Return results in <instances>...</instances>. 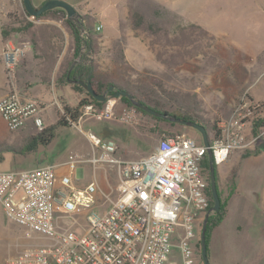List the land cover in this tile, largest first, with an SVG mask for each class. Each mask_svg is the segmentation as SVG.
I'll list each match as a JSON object with an SVG mask.
<instances>
[{
    "label": "built area",
    "instance_id": "2783aa9c",
    "mask_svg": "<svg viewBox=\"0 0 264 264\" xmlns=\"http://www.w3.org/2000/svg\"><path fill=\"white\" fill-rule=\"evenodd\" d=\"M29 50L28 42L0 39L7 88L0 98V119L10 132L28 121L36 132L45 128L46 105L23 95L16 84V68ZM116 106L112 97L100 109L88 104L78 124L87 118H114ZM119 110L121 121H134V109ZM260 110V101L243 94L230 115L219 121L220 136L209 144L214 165L226 163L235 152L257 148L264 130L253 135L251 121ZM86 138L92 150L87 158L70 152L57 166L0 172V211L23 228L25 237L39 240L9 258V264H196L195 233L209 207L199 165L207 155L202 142L185 134L163 135L152 154L130 160L117 156L111 139L92 132ZM84 162L93 173L102 164L115 173L114 202L106 177L108 193L95 180L77 185Z\"/></svg>",
    "mask_w": 264,
    "mask_h": 264
},
{
    "label": "rangeland",
    "instance_id": "374dc122",
    "mask_svg": "<svg viewBox=\"0 0 264 264\" xmlns=\"http://www.w3.org/2000/svg\"><path fill=\"white\" fill-rule=\"evenodd\" d=\"M162 4L170 5V7H174L173 10L177 11L183 8V12L187 11L186 16L190 25H196V23H191L195 20L212 22L214 19L222 22H247L251 25L264 23V0H183L182 5L175 4V6H172V3H159L161 6L155 12L153 9L142 8L144 12L150 14L153 32L157 34L156 40L160 39L158 36L163 35L168 22H172L176 18L180 19V15L171 10H161ZM221 10L223 11L220 12ZM98 24L95 23V26ZM88 25L92 31V22H88ZM203 29L208 31L207 36L211 38L209 40L208 37L201 36V46L204 47L203 54H198L194 58V49H191L187 43V53L193 58H188L184 66L172 71L171 74L165 72L164 69L138 73L128 65L132 76L144 80L150 78L162 80L165 86L171 90L195 94L202 100L207 118L218 121V123L237 105L243 94L264 103V39L262 42L258 41L251 45V41L247 40V36L244 35L247 30L221 28L220 36L213 37L212 28ZM128 30L127 25H124L123 31L127 33ZM254 31L256 30H249L247 33ZM95 33L98 34H94L93 41L90 42L91 39L87 41V45H92L95 51L94 54L89 55L90 59L88 60L96 66V76L103 78L116 73L127 62L125 57L118 52L114 38L111 39V48L108 49L99 45L101 33L96 31ZM228 33L230 36L227 35ZM151 38H153L152 35H150L149 43L154 42ZM16 41L19 42V39ZM127 41L131 40L127 39ZM129 42L126 45H129ZM144 42H148L147 35H145ZM155 42L163 45L164 38L161 37L160 41ZM88 50L87 47L85 54H88ZM176 86L183 87V90ZM53 97L52 93V96L45 101L36 98L37 101L46 105L43 118L48 116V125L56 123L60 111L55 104L53 105ZM73 97L74 95L66 97V101H74ZM73 103L75 104V102ZM121 107L130 109L117 101L114 118L101 121L87 118L89 120L87 123L58 128L51 143L40 147L34 160L28 158L29 160L27 159L25 162L12 164L7 160L10 154L8 153L5 161L0 163V172L13 169L22 170L23 166H31L30 164L34 162L36 166L43 164L57 166L66 159L70 152L89 157L92 155L86 138V133L89 132L114 138L118 145V157L122 159L136 160L150 155L151 150L161 137L150 129L158 125V122L138 111H135L132 123L121 121L120 113L122 111L119 110ZM103 125H107L108 128L100 130ZM166 128L172 130L169 126ZM181 132L191 137L196 143L201 142V135L196 130L184 128L181 129ZM8 136L0 134V146H9V143L6 142ZM262 143L264 145V137ZM259 145L258 143L257 148ZM259 150L257 154L248 157H244L243 152H235L226 163L216 167L219 190L221 197L227 200L228 213L209 235L208 261L210 264H264V152L261 147ZM102 165L94 171L95 174L92 167H90V172L87 168L83 180L94 176L102 191L108 193L110 189L106 184V177L113 189L109 199L114 202L117 186V180L114 178L115 173L109 167L105 165L102 167ZM233 171H236L237 175L232 182L229 179ZM203 220L204 218L198 225L196 236L202 233ZM174 241L177 243L178 239ZM176 251V249L172 251L171 258H175ZM196 264H203V262L196 258Z\"/></svg>",
    "mask_w": 264,
    "mask_h": 264
},
{
    "label": "trees",
    "instance_id": "16d2710c",
    "mask_svg": "<svg viewBox=\"0 0 264 264\" xmlns=\"http://www.w3.org/2000/svg\"><path fill=\"white\" fill-rule=\"evenodd\" d=\"M29 18L30 16L24 12V9L19 14H9L8 20L3 22L2 24L0 23V36L2 40L13 39V37L16 35L19 37V40H28L32 46V50L36 52V59L38 60V67L40 71L48 74L49 76H52V74H54L52 82L54 84V87L56 88V91L59 92L65 86L69 85L74 90L78 98L76 99L75 104H69L66 102L63 96H58L56 101L60 107V111L58 112L59 116L56 123H53L45 127L42 131L36 132L32 136H30L22 147L17 148L12 145H1L0 163L4 161L3 153L13 152L16 153V155L24 156L28 153L36 152L40 147L47 146L55 137L58 128L70 127L71 123H73L74 125L78 124V119L79 117H81L83 109L86 105L93 104V106L98 109L104 106L105 102L95 101L93 99L94 97H92V95L85 91L82 87L75 84H69V81L77 80L91 83L94 91L98 95H102L107 90L108 86L113 84V86L117 87L118 89L127 91L135 98L136 101L150 107V109L154 111L167 113L177 118H182L199 124L205 128L209 144L213 139L220 136L221 131L218 127V121L210 120L207 118L204 104L202 103V100L199 99L195 94L171 90L170 88L165 86L162 80L151 78L148 80H144L140 77H133L127 64H124L122 68H119L116 73L103 78H98L96 76V66L93 62L91 66H74L69 73V68L72 61L77 59L80 54L81 39L78 29L72 23V21L67 18L66 12L62 9L54 8L46 11L40 17L38 16L33 20H30ZM45 20L60 22L62 28L68 35L65 49L59 44L52 45L49 41L53 36L57 37V40L59 39L60 41H62V32L57 29V27L46 25L44 23H36L38 21L40 22ZM130 20L132 22L131 26L134 30H151V27L148 24L146 18L139 13H130ZM184 33L186 35L188 45H190L191 49H194V51L195 49L202 47L201 36L208 37V33L206 31L196 26H187L186 32ZM158 37L160 38V36ZM208 39L211 40V38L209 37ZM92 41L93 39L91 37L90 42ZM94 53L95 51L93 50V54ZM164 59L165 58L160 55L157 56V60H159L161 63L164 62ZM112 93L113 92H109L108 95H112ZM114 100L122 103L123 105H126L127 107H130L131 109H134L135 111L143 113L144 115L150 117L151 120L158 122V125L153 126L150 129L153 132H157L159 135H161V137L163 135H167L169 137L175 134H183L181 132V129H189L187 126L169 123V121L150 116V114H147L146 112L133 107L128 98H114ZM260 103L261 110L251 121L253 135H258L262 130H264V103ZM88 121L89 120L86 119L82 122V124L87 123ZM166 126H169V128H172V130L167 129ZM103 128L107 129L108 126L103 125L100 130H102ZM94 135L101 139H111L117 145V142L114 138H111V136H103L100 133ZM153 150L154 148L151 150L150 154H152ZM259 151V148H255V150L252 151H243V156L248 157L250 155L257 154ZM207 158L208 156L205 154L201 158L199 165L202 175L204 176L207 184L209 211L213 206V200L211 198L212 194L209 184L210 172ZM216 167L217 166L215 165V181L217 192L219 195L218 197L220 199V209L217 213L212 214L208 218L206 224V233L204 239L207 247V257L209 252V235L210 233H212L213 229L217 227L222 222V220L225 219V216L228 213L226 207L227 200H224V198L221 197L222 195L219 190ZM230 175L231 177L229 181L233 182V179L234 177H236L237 173L236 171H233ZM195 250L196 258L200 262H203L200 255V235L196 236Z\"/></svg>",
    "mask_w": 264,
    "mask_h": 264
},
{
    "label": "crops",
    "instance_id": "0c3cea01",
    "mask_svg": "<svg viewBox=\"0 0 264 264\" xmlns=\"http://www.w3.org/2000/svg\"><path fill=\"white\" fill-rule=\"evenodd\" d=\"M22 0H0V23L2 24L6 20H8V15L12 13L19 14L23 10L22 6ZM49 0H31V4L34 8H40L45 2ZM63 1L64 3L69 4L72 6L77 13L81 16L82 20L84 21V28L89 34V40L91 37L94 36L95 28L97 26L101 27V30L99 31L100 39H99V45L105 46L106 48L110 49V41L112 38L116 40V45L118 52H120L126 59L127 65L132 68L135 72H144L148 70H157V69H164L165 72L172 73V71L179 69L180 67L184 66L187 62L188 58H195L199 54H203L204 47H200L195 49L194 56H189L188 46H187V39L184 32H186L187 26L189 24V20L187 18V11L183 12V8H181L180 11L173 10L174 7H170V5H163L161 10H171L178 15H180V19L176 18L172 22H168L167 29H165L163 35H160L164 38L163 45H159L155 41L156 35L155 32H153L152 27V20L150 18V14H147L142 10V8H148L155 10H158L159 3H172V6H175V4H181L183 3V0H58ZM158 6V7H157ZM177 9V8H175ZM221 10L220 12H222ZM139 13L143 17L146 18L148 21V24L151 27V30H144V29H137L134 30L131 26V20H130V13ZM184 16V17H182ZM88 22H92V31L89 29ZM99 23L95 26V23ZM38 24L44 23L46 25H51L57 27L62 32L63 39L60 41L57 40V37L53 36L51 38L50 43L52 45L59 44L66 48L68 35L65 32V30L62 28L60 22L52 21V20H45V21H38L36 22ZM196 23L190 26H196L201 28L202 30L206 31L203 28H209L213 29L212 36L213 37H219L221 32L220 29L222 28H237L242 30H256L254 32H248L245 31L244 35L247 36V40L251 41V45L253 43L262 42L264 39V23L261 24H247V22H228V21H218L216 19L212 20V22H200L199 20H195ZM124 25H127L128 32L123 31ZM183 32V33H182ZM208 32V31H206ZM145 35H147V43L144 42ZM150 35H152L151 40H154V42H150ZM230 36V34H227ZM239 35V34H238ZM159 38V37H158ZM1 39V36H0ZM16 39H19V37L16 35L13 37V39H10L13 41V43H17ZM127 39L131 40L130 42L127 41ZM91 41V40H90ZM19 42H30L28 40L21 39ZM127 42H129V45H126ZM232 42V41H231ZM158 45H156V44ZM235 43H238L235 41ZM93 53V46L89 45V47ZM160 55L164 59V62H160L157 60V56ZM81 60L76 66H91L92 62H88L89 53L85 54H79ZM36 52L32 50V46L30 44V50L27 51L24 55V57L21 59L20 63L18 64L16 68V84L18 86L19 91L28 97L41 99L43 101L47 100L52 96L54 101L57 100V97L63 96L66 100V97H71L74 95L73 98H75L74 101L69 100L67 103L73 104V102H76V99L78 98L75 94L74 90L68 85L65 86L61 91L57 92L56 88L54 87V84L52 82V76H49L46 73H43L40 71L38 67V60L36 59ZM61 59V57H60ZM58 59V60H60ZM59 63V62H58ZM71 66V65H70ZM75 66V67H76ZM73 84V83H69ZM174 86V85H173ZM175 88V86L173 87ZM178 89H182L183 87L176 86ZM6 81H5V73L2 66V63L0 61V98L6 93ZM52 91V92H51ZM250 97V96H249ZM251 98V97H250ZM253 99V98H251ZM57 102V101H56ZM261 102V101H260ZM236 107V105L228 112L227 115H225L223 119L227 118L232 110ZM48 116H44V123L45 127L48 125ZM6 133V134H4ZM36 133V129L32 125L31 121H28L26 125L20 129L19 131H13L10 132L7 130L4 122L0 119V134L9 135L6 137V142L9 143V145L15 146L17 148L22 147L26 140ZM262 143V140L259 141V148L261 147L264 152V145ZM9 154V157L8 156ZM36 153H38V150L36 152L28 153L24 156L16 155V153L13 152H6L3 153L4 161L7 157L8 162L10 163H18V162H25L28 158H31L34 160V156H36ZM83 156V155H82ZM85 158L86 155H84ZM29 160V159H28ZM3 161V162H4ZM31 166H23L24 169H37L42 166L46 165H38L36 166L35 162L30 164ZM91 164L84 162L79 167V180L77 182L78 186H84L90 181L97 180L95 177H88L87 179H84V173L85 170H88L90 172ZM16 170V169H13ZM17 171V170H16ZM19 171V170H18ZM98 186L100 187L99 183L97 182ZM101 188V187H100ZM39 243V240L37 238H27L25 237V233L22 227L16 225L14 222H11L5 218L3 213L0 211V264H9V258L15 257L22 248L31 245V244H37Z\"/></svg>",
    "mask_w": 264,
    "mask_h": 264
},
{
    "label": "water",
    "instance_id": "95a60500",
    "mask_svg": "<svg viewBox=\"0 0 264 264\" xmlns=\"http://www.w3.org/2000/svg\"><path fill=\"white\" fill-rule=\"evenodd\" d=\"M21 2H22L24 12L33 18H36L38 16L40 17L46 11L54 9V8L64 10L66 12L67 18L72 21V23L76 26V28L79 31V36L81 39L80 54L81 55L84 54L86 48L89 47V45H87V41H89V34L84 28V24H83L84 21L82 20L81 16L77 13V11L72 6H70L67 3H64L63 1L49 0V1L45 2L40 8L39 7L34 8L31 4V0H22ZM88 53H89V55H92V51L90 48L88 50ZM80 60H81V58H80V56H78L77 59L72 61L71 66L69 68V73L71 72L72 68L79 63ZM88 62H90V60H88ZM69 83H73L75 85L82 87L85 91H87L89 94H91L92 97H94L93 99L97 102H105L108 98H111V97H112V99L122 98V97L128 98V100L130 101V103L133 107L140 109L141 111H144L147 114H150V116H152L154 118L162 119L165 121H169V123H175V124L187 126L188 128L196 130L201 135L202 145L204 147H206V149H207L206 150L207 156H208L207 160H208L209 172H210L209 184H210V190H211V194H212L211 198L213 200V206L208 211V213L205 214V216H204L202 233L200 234V240H201L200 255H201L203 264H210L208 261L207 253H206L207 247L205 244L204 236L206 233V224H207L209 216L217 213L220 209V199L218 197L219 195L217 192V187H216V182H215V165H214L213 160H212V158H213L212 152L209 149L208 136H207L205 128L199 124L194 123V122H191V121H188V120H185L182 118H177V117L169 115L167 113L154 111V110L150 109V107L136 101L135 98L130 93H128L127 91L120 90L117 87L113 86V84L109 85L107 90L102 95H98L94 91L91 83H89V82H82L81 80H77V81H69ZM109 92H113L112 95H108Z\"/></svg>",
    "mask_w": 264,
    "mask_h": 264
}]
</instances>
